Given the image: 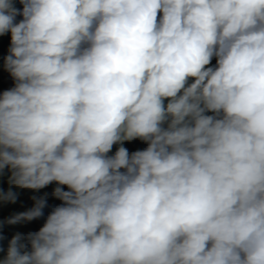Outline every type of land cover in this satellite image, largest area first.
Masks as SVG:
<instances>
[{
    "label": "clouds",
    "instance_id": "9594fccd",
    "mask_svg": "<svg viewBox=\"0 0 264 264\" xmlns=\"http://www.w3.org/2000/svg\"><path fill=\"white\" fill-rule=\"evenodd\" d=\"M20 4L0 205L61 203L0 220V264H264V0Z\"/></svg>",
    "mask_w": 264,
    "mask_h": 264
},
{
    "label": "trees",
    "instance_id": "16d2710c",
    "mask_svg": "<svg viewBox=\"0 0 264 264\" xmlns=\"http://www.w3.org/2000/svg\"><path fill=\"white\" fill-rule=\"evenodd\" d=\"M14 4L17 8H22L20 4V0H14ZM22 17H17V20L21 19ZM10 44V34H6L4 36H0V92L3 90L13 86V81L9 74L3 68V57L7 55V50ZM210 114V113H209ZM124 146L129 150V152L136 151L138 149H143L146 147V144L140 140H134L131 142H125ZM113 151H115V146L113 147ZM55 183L48 185L44 189H40L38 191L28 190V189H21L20 196L16 204L12 205H0V220L4 219L5 217L9 216L12 213H17L21 211H25L26 209L30 208L33 205V201L31 197L33 195L41 196L45 192L49 195L47 197V207L44 209V216L30 221L19 223L16 225L6 226L3 230L4 235H6L9 239L15 232H20L26 234L28 232H35L38 231L39 228L43 225L44 219L46 218L47 214L51 211L52 207L61 203L58 199L54 198L51 193L53 188L55 187ZM7 187L6 182L0 180V189H4ZM66 189V186H63ZM6 246V241L0 242ZM3 253H0L2 256Z\"/></svg>",
    "mask_w": 264,
    "mask_h": 264
}]
</instances>
